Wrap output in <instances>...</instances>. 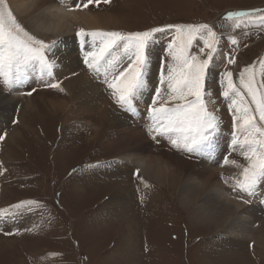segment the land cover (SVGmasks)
<instances>
[{
	"label": "rangeland",
	"instance_id": "1",
	"mask_svg": "<svg viewBox=\"0 0 264 264\" xmlns=\"http://www.w3.org/2000/svg\"><path fill=\"white\" fill-rule=\"evenodd\" d=\"M70 1L73 8L77 3L86 2ZM10 2L7 0L12 11ZM51 2L60 3V0ZM84 9L87 16H105L107 26L103 31L130 33L175 24L212 26L220 37L214 60L218 55L223 59L217 69L208 71L206 90L210 96L206 98L211 99L210 110L215 111L221 122L219 132L211 153H184L172 148L162 137H157V143L147 132L144 136L148 143H140L145 147L144 152L124 154L128 147L123 136L118 131H109L106 120L100 127V121L92 114L85 119L76 116V108L72 112L71 96L65 84L68 75L59 81L55 78L50 82L32 80L25 94L17 97L11 108L0 111V135L4 136L0 140V209L9 210V214L0 219V264H264V246L255 245L256 239L264 240L261 205L264 188L258 190L257 195L248 196L259 205L248 236H243L239 230L225 233L224 226L215 229L194 222L190 213L183 212L175 197H171L173 193L169 189L155 185L140 171L137 173L136 168H125L119 161L126 155L168 161L173 165L171 169L183 172L181 184L191 176L202 179L195 175V169L200 166L215 172L222 186L231 187L232 178L238 176L241 169L224 164L225 158L241 165L246 161L239 151L231 148L233 120L230 101L222 95V73L231 71L233 81L238 84L239 73L256 62L257 82L264 80L258 63L264 58V26L245 24L234 29L233 22L224 17L230 11L264 9V0H110L107 4L101 0L99 6L93 3ZM12 13L38 39L46 43L55 41L53 47L60 42V37L33 31L27 19ZM173 35L174 30L156 34L147 89L154 93L150 90L147 97L155 95L153 89L159 85L161 62L166 65L169 60L166 50ZM202 46L198 43L192 51L198 52ZM78 53L80 69L107 104L104 116L123 114L113 101L104 78L89 71L84 64V51L79 49ZM229 58H235L236 63L229 64ZM127 63V58L122 57L117 68L122 69ZM52 83L60 87L47 86ZM0 88L10 89L3 85ZM166 91L165 86L162 95ZM151 101L149 98L148 105ZM53 104L61 107L60 114H55ZM90 105L94 106L83 104L79 109H89ZM148 107L136 105L138 120L143 119L146 115L143 109ZM125 116L130 117V113L126 111ZM14 132L21 138L17 144L10 143ZM219 137L223 139L219 141ZM122 180L130 191L116 198L112 193L115 184L118 188ZM125 203L127 208H124ZM187 209V212H196L193 206ZM125 216L132 218L129 222L132 224L127 225L129 228H125ZM5 232L13 234L5 235Z\"/></svg>",
	"mask_w": 264,
	"mask_h": 264
},
{
	"label": "snow or ice",
	"instance_id": "2",
	"mask_svg": "<svg viewBox=\"0 0 264 264\" xmlns=\"http://www.w3.org/2000/svg\"><path fill=\"white\" fill-rule=\"evenodd\" d=\"M93 3L99 6L101 0L77 3L70 11L88 8ZM103 3H110V0H103ZM224 19L232 21L234 29L245 24L264 26V9L230 11ZM166 30H174V35L167 44L169 60L166 65L161 62L159 85L148 107L149 134L157 143V137H162L172 148L184 153H211L221 123L215 111L210 110L211 99L206 98L210 96L206 77L220 44V37L212 26L175 24L130 33L80 28L75 35L82 46L91 44V50L85 51L83 56L89 71L94 74L103 71L104 83L113 101L124 111L135 114L136 102L149 87L151 48L156 34ZM55 43H46L32 35L17 21L7 0H0V85L12 88L22 84L32 72L52 76L56 64L49 53ZM198 43L203 46L193 52ZM232 43L236 41L233 39ZM122 57H126L128 63L119 69L117 65ZM228 63H236L235 58H229ZM258 63L259 74L264 76V58ZM257 74L256 62L239 73L238 84L233 81L231 71L222 73V95L230 101L228 106L233 120L231 148L239 151L246 161L241 165L226 157L224 164L241 169L230 186L233 192L248 196H255L264 188V80L258 83ZM47 86L60 87L57 83ZM165 86L167 91L162 95ZM3 139L0 135V140ZM8 214V209H0V219Z\"/></svg>",
	"mask_w": 264,
	"mask_h": 264
},
{
	"label": "bare ground",
	"instance_id": "3",
	"mask_svg": "<svg viewBox=\"0 0 264 264\" xmlns=\"http://www.w3.org/2000/svg\"><path fill=\"white\" fill-rule=\"evenodd\" d=\"M10 3L12 11L20 19H27L33 31L41 35H48L55 38L60 37V42L49 53V58L54 60L57 66L55 68L56 74H54L56 77L32 72L27 79V83L24 82L14 85L12 88L6 89L7 91H3L0 88V111L6 112L8 108H11L16 98L25 94L26 87L32 80L50 82L55 81V78L56 81H59V78L68 75L69 77L66 79L67 82L65 84L68 86V95L71 96V103L73 105V107L71 105L72 112L73 108H76V116L85 119H89V115L92 114L100 121V127H103V120H106L109 123V131H118L123 136L121 138L126 142L128 147L127 151L123 152L124 154L130 151L144 152L145 147L141 146L140 143H148L144 134L148 132V136L150 135L149 127L151 120L148 116V109H143L146 115H144L143 119L139 120L137 119V111L135 114L130 113V117L123 114H116L110 118L109 116L105 117L104 115L107 110H104V108L107 104L100 99L95 84L88 80L78 64L79 49L84 52L90 51L91 44L82 46L80 39L75 37V29L84 28L86 31L106 30L107 20L105 16L103 14H96V17L91 15L87 16L84 8L81 11L79 9L70 11V9H73L70 0H60V3H52L51 0H11ZM88 39L89 41L91 40L90 37ZM221 53L223 54V52ZM220 59H223L222 55H218L217 59L214 60L210 71L219 67L221 64ZM98 77L104 78L103 71ZM150 90L152 93V89ZM150 90L144 91L142 98L136 102V105L141 108H147L149 106L148 99L153 96L151 97L150 94L147 97L146 94L150 93ZM153 90L155 91V89ZM83 104H92L94 106L90 105L89 109H79L80 105ZM61 110L58 104H53V111H55L56 115L60 114ZM126 118L131 122L129 123ZM146 120L147 123H145ZM93 127L95 126L93 125ZM98 130L100 131V129ZM99 131L97 132L99 133ZM219 138V141L223 139L221 137ZM10 139H12L10 143L17 144L21 138L19 134L14 132L10 135ZM119 161L125 164V168L129 166L136 168L147 180L155 185L169 189V192L173 193L171 197H175L183 212H186L187 215L190 213L191 219L194 222H202L213 226L215 229H221L224 226L222 231L225 233L239 230L243 236H248L251 232L250 224L253 223L254 214L258 213L259 205L251 202L248 195L245 196L239 192H233L231 187L226 188L222 186L220 181L216 179L215 172L212 170L199 166L195 169V175L201 176L202 179L197 180L191 176L186 182L181 184L180 176H183V172L178 171L176 168L171 169L173 165L168 161L165 162L162 159L154 160L138 155H126L120 158ZM113 184L107 186L110 187ZM118 184V188L115 184V190L112 195L116 198L120 196L124 197L127 194L126 191H130L129 186L124 184L123 180L122 183ZM261 205L264 208V202ZM191 206L195 208L196 212H187V208ZM124 208H127L126 203ZM131 219L130 217H126L124 223L127 224H125V228H129L127 225L132 224L129 223ZM255 245L259 248L260 246L263 247L264 240L256 239Z\"/></svg>",
	"mask_w": 264,
	"mask_h": 264
},
{
	"label": "crops",
	"instance_id": "4",
	"mask_svg": "<svg viewBox=\"0 0 264 264\" xmlns=\"http://www.w3.org/2000/svg\"><path fill=\"white\" fill-rule=\"evenodd\" d=\"M100 78V77H99Z\"/></svg>",
	"mask_w": 264,
	"mask_h": 264
}]
</instances>
